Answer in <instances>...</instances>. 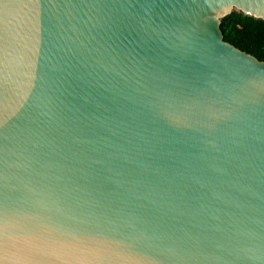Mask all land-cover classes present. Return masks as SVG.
<instances>
[{
	"label": "water",
	"instance_id": "water-1",
	"mask_svg": "<svg viewBox=\"0 0 264 264\" xmlns=\"http://www.w3.org/2000/svg\"><path fill=\"white\" fill-rule=\"evenodd\" d=\"M264 0H0V264H264Z\"/></svg>",
	"mask_w": 264,
	"mask_h": 264
},
{
	"label": "trees",
	"instance_id": "trees-1",
	"mask_svg": "<svg viewBox=\"0 0 264 264\" xmlns=\"http://www.w3.org/2000/svg\"><path fill=\"white\" fill-rule=\"evenodd\" d=\"M224 41L264 61V21L232 12L221 20Z\"/></svg>",
	"mask_w": 264,
	"mask_h": 264
}]
</instances>
